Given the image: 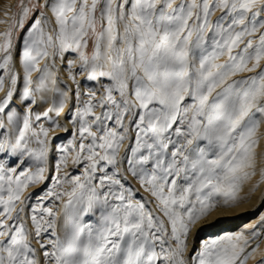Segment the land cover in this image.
Returning <instances> with one entry per match:
<instances>
[{"label":"snow or ice","instance_id":"1","mask_svg":"<svg viewBox=\"0 0 264 264\" xmlns=\"http://www.w3.org/2000/svg\"><path fill=\"white\" fill-rule=\"evenodd\" d=\"M44 6L54 20L42 13L24 38L22 102L35 103L34 93L52 91L61 97L53 98V106L64 107L67 94L55 87V79L48 88L50 66L38 68V62L50 59L55 67L56 57L69 52L76 54L67 61V76L76 84L77 100L76 71L86 80L108 83L99 96L85 93L88 99L73 117L80 142H71L77 148L71 162H86L83 172L57 176L56 190L48 193L60 201L62 237L52 208L40 206L47 220L33 208L30 230L20 215L23 207H16L23 189L45 178L44 167L18 169L25 163L21 157L45 162L48 129L28 134L29 108L15 137L11 131L0 134V154L18 153L15 167L0 163V264H188L191 227L221 198L224 205L236 202L243 183L256 172L259 122L252 115L253 110L264 114V69L231 82L229 77L261 66L264 32L255 44L252 37L264 29V21L256 20L264 0H44ZM217 9L221 15L213 21ZM30 11L22 8L13 24L23 27ZM11 37V25L0 32V69L12 61ZM225 55L227 60L218 63ZM249 61H254L251 68ZM33 72L40 73L36 87H31ZM4 79L0 76V91ZM9 80L15 85L17 76L9 72ZM12 97L10 87L0 99V114ZM41 115L47 117L48 111L37 114L36 121ZM19 118L14 111L0 118V130ZM33 139L38 148L30 149ZM126 140L132 141L130 153L122 155ZM60 151L57 172L69 164L68 148ZM132 180L151 199H135ZM49 230L54 239L43 241L41 234ZM248 243L242 233L206 241L191 256L192 264H246Z\"/></svg>","mask_w":264,"mask_h":264},{"label":"rangeland","instance_id":"2","mask_svg":"<svg viewBox=\"0 0 264 264\" xmlns=\"http://www.w3.org/2000/svg\"><path fill=\"white\" fill-rule=\"evenodd\" d=\"M49 3H51V0H49ZM36 5H38V7H33ZM24 7L31 8L32 11H30L29 16L25 20L23 27H20L18 23L13 24V20H12L11 22L12 46L10 48L12 61L10 62L8 69H0V76L3 75L5 77L4 89L3 91H0V93H2L0 95V99H2L5 96L6 92L10 87L13 89V97L10 106L5 110L4 114H0V118H6L7 114L10 113L9 112L10 109H12L11 112L14 111L18 113L20 118L16 124L11 125L3 130H0V134L7 136L9 134V131H11L12 136L15 137V135H17L16 128L23 127V115L29 108L31 109V116H30L31 127L28 130V134L31 135V130L33 128L36 130H39L41 127L48 129L49 134L47 137V156L45 162L42 165H38L34 159H25V157H21V159L25 160V163L21 166V169H18V171L22 169H28L34 172L37 167H44L45 170L43 175L45 178L36 183L28 184V186L23 189L21 194V200L17 202L16 207L17 208L23 207V212H21L20 215L21 218L27 222L30 230L33 227L29 219L30 216L33 214L32 209L33 208L37 209V212L35 214L37 215L38 218L47 220L49 219V217L40 211V206L43 205L44 208H52L54 211L57 212V216L59 217L57 222L56 234L62 237L63 235L62 227L64 220H63V213L60 207V201H56L54 198L50 197L48 193L56 190L55 178L57 176L63 178L64 175L67 174L69 177H71V176L79 175L81 172H83L86 166V162H81L79 165H73L71 162V156L75 155V152L77 150V148L73 147L71 142L75 141V144L77 146L80 142L79 133H78L79 123L78 122L74 123L73 117L76 115L77 109L83 107V101H86L88 99V96L85 95V93L89 91H93L96 92L97 96H99L100 94L99 89L101 85L107 84L108 80L106 78H101L99 81L86 80L82 72L80 73L79 71H76L75 73L76 79L80 82L79 89L81 92L80 99L77 100L75 95L76 84H74L67 76V61L76 59V54L69 52L64 55L63 59H61L59 56L56 57L55 67H51L52 61L50 59H46L45 62V64L46 63L49 64L50 71L52 72V76L48 80V88L49 89L53 88V84L51 81L55 79L56 80L55 87L59 88V90L63 93L69 92L72 95L71 100L68 103L69 107L66 110L65 114H63V116L60 117L59 107L53 106V98L59 101L61 97L59 96V94H54L52 91H45L43 93H34L35 103H33L31 99H29L26 103L22 102L21 96L24 88V83H23L24 73H23V67L20 63V57L24 49V38L27 37L28 31L30 30L31 25L34 22V19H38L39 16H40L39 19H41L42 13L48 19L54 20V18L52 17L50 7H45L44 4L41 3V0H19L15 12L13 14V17H15L17 22L21 17L22 8ZM214 17H215V13H213L211 17L213 21L216 20ZM46 31H51V29L46 26ZM88 51L90 52L91 49H89ZM49 52H52V49H49ZM16 58L19 61H16ZM45 64L39 66L38 68H43ZM19 68H21L22 70ZM9 72L17 76V83L15 85L10 84ZM21 73H23L22 77H21L22 75ZM63 73L65 76L63 75ZM39 75H40L39 72H36L35 75L32 74L33 85L31 87L38 86L39 81L37 80V77ZM63 78L69 80L66 81L64 79V81H62ZM16 95H19L18 96V98H20L19 102H15ZM41 96H43V99H41ZM66 104L67 101H65L64 106ZM49 109L52 110L49 111ZM45 111H48V116L44 117L41 115L40 120L36 121L35 119L36 115L41 114ZM95 111L97 112V114H99L101 110L99 107H97ZM260 116L261 113L253 114L252 119L254 121H259ZM89 119H91V117H89ZM62 120L63 121L67 120L70 123L68 128L66 129L62 128L64 124ZM56 125L59 126L57 127ZM109 126H114V125L111 124V122H109ZM92 131H97L96 127H93ZM85 143H88V141H85ZM131 143L132 141H128V140L125 141L124 145L121 147L122 155L125 152V150H128L130 153ZM63 147L68 148L69 164L67 167L61 166L60 171L57 172L56 166L59 163L60 157L64 155V153L60 151V149ZM29 148L30 149L38 148V145L35 143L34 139L29 141ZM97 151H99V149H97ZM17 154H10V155L0 154V163H4L6 167H15L18 161L16 163H14L13 161L15 160V156ZM103 164L104 162H101V166H103ZM108 171L109 172L112 171L111 167L108 168ZM259 173H256V175H254L256 176L255 179L257 180H255L256 182L253 185L249 186L251 190L249 191V195H252L255 192L254 195L255 198L260 201L258 202V206L255 207V210H251L247 212V215L244 218H242L240 221L244 219H249L252 216H256L260 214L264 207V178L261 177V171ZM125 183L126 186H128V183L127 182ZM130 186L133 187L134 191L136 192L135 199L139 200L141 199V197H147L151 199L148 196V193H146L142 188H140L139 184L136 181L132 180ZM247 195L248 193L246 194V190H243V185H242L241 189L238 192V200L236 202L229 203L228 205H224L222 203V198H221V202L218 203L217 207L213 208L210 213L202 217L191 227V231L189 232V235L187 237V251L185 253V259L188 261V264H192L191 256L195 255L197 252L201 250V247L204 242L218 240L229 235L236 236L242 233V232L236 233V231L239 230L237 228L239 224H236V226H233L232 228H230V230L224 229L223 226L215 227V228H209V227L201 228V226L199 225L203 221L209 219L208 217L214 212L228 208L230 206H234L235 204L236 205L240 204L245 199L250 198ZM149 207L154 208V205H149ZM86 222H87V218H86ZM9 223H11V221H9ZM244 230L245 232L242 234H244L245 237L249 238V243L247 244L244 250V254L247 255L248 257L246 264H264V217L261 218V220H259L258 223H255L254 225L247 227ZM225 232H229V234H226ZM249 232H252L253 235L248 236L247 233ZM41 239L43 241L54 239V236L52 235V230H49L46 233H42ZM32 243L33 245L37 244L36 240H33ZM45 264H47V262H45Z\"/></svg>","mask_w":264,"mask_h":264},{"label":"bare ground","instance_id":"3","mask_svg":"<svg viewBox=\"0 0 264 264\" xmlns=\"http://www.w3.org/2000/svg\"><path fill=\"white\" fill-rule=\"evenodd\" d=\"M18 1L19 0H0V21H6L5 23H0V32H4V31L8 30L9 26L11 25L12 17H13V14L15 12V9L17 7ZM41 3L44 4V0H41ZM213 13H215V17H214L215 19H217L221 15V11L219 9L215 10ZM39 18H40V16L38 17V19ZM256 20H257V22L264 21V12H261L259 14V16L256 17ZM260 32H264V29H260L257 33H255L253 35L252 39H253L254 44L258 41ZM247 39H248V37H245V43L247 42ZM0 42H2V38H0ZM241 47H243V44L241 45ZM209 50H211V49H209ZM234 51H238V49H236ZM0 55H1V53H0ZM225 60H227L226 55L220 57L217 62L223 63ZM16 61H19V60L16 58ZM45 62H46V59H40L38 62V67L45 64ZM253 62L254 61L248 62L249 68H251ZM64 64H66V63H64ZM260 65H261L260 68H257L254 71H251V72L243 71V72L237 73L233 77H229V82H231V80H233V79L238 80L241 78H247V77L255 76L258 72H260L262 69H264V59L261 60ZM16 66H18V65H16ZM19 69H21V68H19ZM23 73H21L22 74L21 77L23 76ZM32 74L35 75L36 72H33ZM63 75H64V73H63ZM64 79L65 78H63L62 81H64ZM65 80L67 81L69 79H65ZM218 90L219 89H217V91ZM1 94L2 93H0V95ZM66 94L68 97L66 99L67 104L63 108H59L60 117H62L63 114H65L66 110L68 109V107H69L68 103L70 102L71 97H72V95L69 92H66ZM18 96L19 95L15 96V102H19L20 98H18ZM11 111H12V109H10L9 112H11ZM253 114H258V112H255V110H253ZM63 122H64V124H63L62 128H64V129L68 128L70 123L67 120H64ZM258 122H259V127L257 130L258 142L255 146V153H256V157H255V159H256V172H255V175H256V173H259L262 169H264V114H261ZM67 130H69V129H67ZM255 178H256V176H253L250 180H247L243 183V190H246V194L248 193L247 196H249L251 199L247 198L243 202H241L240 204H237V205L235 204L234 206H230V207L227 206L228 208L221 209V210L214 212L213 214H211L208 217L209 219L200 223L199 226H201V228H207V227L215 228V227L223 226L224 229L230 230V228H232L233 226H236V224H239V226L237 227L239 230L236 231V233L237 232L244 233L245 228L250 227V226L254 225L255 223H258V221L264 217V207H263L260 214H258L256 216H252L249 219H244V220L240 221L242 218H244L247 215V212H249L251 210H255V207L258 206V202L260 201V200L255 198V196H254L255 192L252 195H249V191H251L249 186L253 185L256 182L255 180H257V179H255ZM260 186H261V184H260ZM259 191H260V188H259ZM221 219H223V220H221ZM225 233L229 234V232H225ZM247 235L251 236V235H253V233L249 232V233H247Z\"/></svg>","mask_w":264,"mask_h":264}]
</instances>
